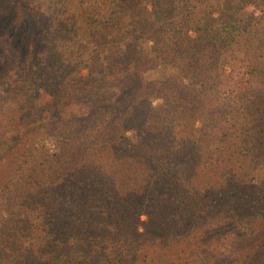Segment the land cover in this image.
I'll list each match as a JSON object with an SVG mask.
<instances>
[{
	"label": "trees",
	"instance_id": "1",
	"mask_svg": "<svg viewBox=\"0 0 264 264\" xmlns=\"http://www.w3.org/2000/svg\"><path fill=\"white\" fill-rule=\"evenodd\" d=\"M9 12L0 264H264V0Z\"/></svg>",
	"mask_w": 264,
	"mask_h": 264
},
{
	"label": "rangeland",
	"instance_id": "2",
	"mask_svg": "<svg viewBox=\"0 0 264 264\" xmlns=\"http://www.w3.org/2000/svg\"><path fill=\"white\" fill-rule=\"evenodd\" d=\"M11 13L7 14H0V77L3 78H9L10 76H16L14 75L19 66L26 64L29 59H26L25 62L24 55L21 54L19 45L23 46L24 42L25 44H28L33 48L32 40L33 36L29 35L28 37H25L23 34L24 32H21L19 37L17 39H11V34L9 33V30L4 28V26L8 25L9 23V16ZM20 16V20L23 19L22 15ZM39 19H41V16H39ZM14 28L17 27L18 21L15 23ZM23 61V63L19 62V60ZM173 71L170 69H159L154 72H150L146 74L145 78L147 81L154 82V81H162L166 79L167 77L173 75ZM17 78V76L15 77ZM5 79V80H6ZM49 101V99H45L44 104ZM10 148V143L8 141L2 142L0 144V151L6 152ZM255 179L258 183L264 182V167L259 168L256 171Z\"/></svg>",
	"mask_w": 264,
	"mask_h": 264
}]
</instances>
